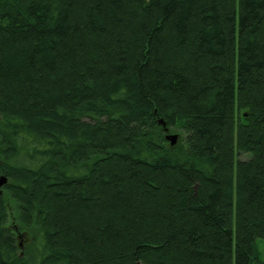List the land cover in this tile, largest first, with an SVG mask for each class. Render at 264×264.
I'll use <instances>...</instances> for the list:
<instances>
[{
	"label": "trees",
	"instance_id": "1",
	"mask_svg": "<svg viewBox=\"0 0 264 264\" xmlns=\"http://www.w3.org/2000/svg\"><path fill=\"white\" fill-rule=\"evenodd\" d=\"M2 176L0 264H264V0H0Z\"/></svg>",
	"mask_w": 264,
	"mask_h": 264
},
{
	"label": "water",
	"instance_id": "2",
	"mask_svg": "<svg viewBox=\"0 0 264 264\" xmlns=\"http://www.w3.org/2000/svg\"><path fill=\"white\" fill-rule=\"evenodd\" d=\"M160 123H163V125H165V122H163V120H160ZM165 131H166V133H167V135H166V139L167 140H170V144L172 145V146H174V145H176L177 144V141H178V139H179V135L178 134H168V132H169V128H165ZM6 183H8V178L6 177V176H2L1 178H0V187L1 186H4Z\"/></svg>",
	"mask_w": 264,
	"mask_h": 264
},
{
	"label": "rangeland",
	"instance_id": "3",
	"mask_svg": "<svg viewBox=\"0 0 264 264\" xmlns=\"http://www.w3.org/2000/svg\"><path fill=\"white\" fill-rule=\"evenodd\" d=\"M168 134H170V135L171 134H178L179 135V139H178L177 143H179V141L181 139V136H180V134L178 132H175V131H172L171 129H169ZM168 141L170 142V140H168ZM0 188H2V186ZM23 238L21 236L17 237V240H18V243H19L20 246H22L21 244L24 241ZM257 242H258V246H259V249H260L261 258L264 259V238H259Z\"/></svg>",
	"mask_w": 264,
	"mask_h": 264
}]
</instances>
